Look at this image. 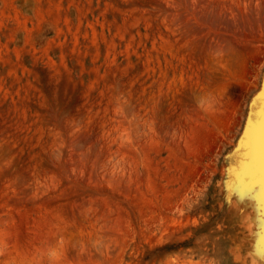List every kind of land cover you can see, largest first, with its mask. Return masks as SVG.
Here are the masks:
<instances>
[{"label":"rangeland","instance_id":"1","mask_svg":"<svg viewBox=\"0 0 264 264\" xmlns=\"http://www.w3.org/2000/svg\"><path fill=\"white\" fill-rule=\"evenodd\" d=\"M263 69L264 0H6L0 264L264 256L216 203Z\"/></svg>","mask_w":264,"mask_h":264},{"label":"water","instance_id":"2","mask_svg":"<svg viewBox=\"0 0 264 264\" xmlns=\"http://www.w3.org/2000/svg\"><path fill=\"white\" fill-rule=\"evenodd\" d=\"M216 192L217 217L232 210L234 223L242 225L245 220V223L253 222L258 227L252 205L258 211L264 206V69L257 89L249 97L241 129L234 143L222 155ZM239 196L243 200H239ZM246 237L241 235L251 249L248 247L244 256L241 253L239 260L242 264H264V256H256L250 251L254 250L250 244L252 239Z\"/></svg>","mask_w":264,"mask_h":264},{"label":"crops","instance_id":"3","mask_svg":"<svg viewBox=\"0 0 264 264\" xmlns=\"http://www.w3.org/2000/svg\"><path fill=\"white\" fill-rule=\"evenodd\" d=\"M0 1L2 2V3L0 2L2 6H3V4L6 3V0H0ZM2 6H0V7H2Z\"/></svg>","mask_w":264,"mask_h":264}]
</instances>
